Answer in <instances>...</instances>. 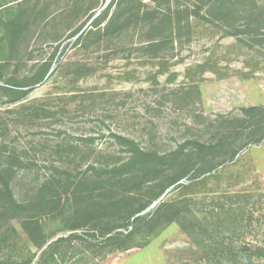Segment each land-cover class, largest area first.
I'll return each instance as SVG.
<instances>
[{
    "label": "rangeland",
    "instance_id": "rangeland-1",
    "mask_svg": "<svg viewBox=\"0 0 264 264\" xmlns=\"http://www.w3.org/2000/svg\"><path fill=\"white\" fill-rule=\"evenodd\" d=\"M212 1L0 0V169L16 199L59 200L0 214V264L142 214L163 225L146 246L88 263L264 264V122L243 111L264 107V0ZM118 137L165 163L98 178L129 155Z\"/></svg>",
    "mask_w": 264,
    "mask_h": 264
},
{
    "label": "trees",
    "instance_id": "trees-1",
    "mask_svg": "<svg viewBox=\"0 0 264 264\" xmlns=\"http://www.w3.org/2000/svg\"><path fill=\"white\" fill-rule=\"evenodd\" d=\"M235 1L239 0H213L211 5H213L216 13L220 15L229 9L231 7L230 5ZM242 13L245 14V18L249 16V22L256 19V13L250 9L246 11L243 9ZM231 32L244 33V30H238L236 27H232ZM49 66H46L43 74L49 70ZM43 74L34 83L10 84L2 87V89L6 92L14 93L18 98H24L30 92L33 85L42 80L44 77ZM243 111L245 113L256 114L258 123L264 122V107L251 106L243 109ZM118 138L128 146L129 155L125 162L120 165H113L102 169L92 167L91 170L94 171V174L98 178L104 175H110L111 177L122 176L135 170L138 166L150 165L151 163H156L158 164L157 166H160L165 163V157L159 156L156 153H148L140 150L136 143L130 139L124 137ZM15 174L16 171L12 167H3L0 169V214L15 212L23 216L38 207L51 206L53 203H59V200L53 201L54 196L47 199L42 193L43 190H40L37 195H34V197H31L27 201L16 199L11 187V182ZM57 180L58 182H62L63 177H58ZM38 198L39 201L37 200ZM57 206L59 205L51 206L47 213H51L49 215H52L54 213L53 210ZM142 209L137 210L136 213H139ZM173 220L169 219L168 222ZM23 224H25V230H28L32 222H28L27 217V220ZM36 227L38 228V224H36ZM162 227L163 225L155 227L153 219H149L146 215L142 214L117 226L96 225L90 227L84 234L71 232L66 236L57 237L53 241H48L46 238L40 243H37L40 252L36 264H55L58 258L63 262L73 259L77 264H89L88 260L90 261L95 257L106 260L107 256L116 251L135 252L146 246L150 239L159 233ZM75 228L71 227L70 229L73 230ZM258 258L264 261V250L258 252Z\"/></svg>",
    "mask_w": 264,
    "mask_h": 264
}]
</instances>
